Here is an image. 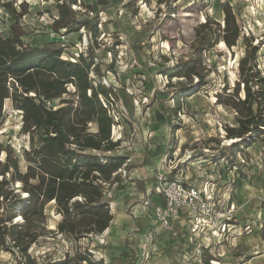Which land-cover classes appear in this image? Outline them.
I'll use <instances>...</instances> for the list:
<instances>
[{
  "label": "rangeland",
  "instance_id": "obj_1",
  "mask_svg": "<svg viewBox=\"0 0 264 264\" xmlns=\"http://www.w3.org/2000/svg\"><path fill=\"white\" fill-rule=\"evenodd\" d=\"M0 1L18 12L22 4L27 9L19 22L26 44L63 47L62 58L72 62L82 53L95 59L102 84L113 88L106 104L118 146L104 155L124 158L103 184L109 228L81 237L79 226L75 234L61 233L63 217L51 203L43 218L32 215L21 230L22 237L37 238L27 252L7 240L0 244V264H264V128L245 135L235 152L228 148L240 141L230 139L229 129L247 132L250 126L241 129L238 117L246 119L257 108L254 102L237 112L233 104L234 97L244 100L243 85L236 93L244 37L260 47L257 65L264 78V0H65L75 1L83 24L60 44L52 42L55 0ZM227 11L241 33L232 48L222 41ZM0 20V31L15 23L3 8ZM207 21L219 38L214 35L212 47L197 54L193 48ZM90 77L97 85L98 78ZM67 92L64 98L77 108L75 88L69 85ZM23 124V112L6 101L0 142L12 148L26 173L24 151L31 141ZM88 127L98 132L96 123ZM161 177L212 188L220 231L213 234L208 220L198 225L183 219L173 231L164 229L154 215L164 202L157 192ZM20 215L14 224L26 225Z\"/></svg>",
  "mask_w": 264,
  "mask_h": 264
},
{
  "label": "trees",
  "instance_id": "obj_2",
  "mask_svg": "<svg viewBox=\"0 0 264 264\" xmlns=\"http://www.w3.org/2000/svg\"><path fill=\"white\" fill-rule=\"evenodd\" d=\"M55 1L58 14L53 16L57 17L52 24L53 31L56 34L65 31V36L79 31L83 23L73 9L75 1ZM1 8L8 11L15 23L5 25L0 31V116L6 101L15 102L17 109L23 112V130L30 136L31 147L24 151L27 171L22 173L12 148L0 142V244L6 246L10 240L22 254L26 253L37 238L28 234L22 237L21 230L30 224L32 215L43 218L51 203L63 217L59 232L75 234L79 226L84 231L77 235L80 237L103 233L112 220L108 205L104 204L103 184L110 181L119 169L118 164L124 162L123 157L104 155L118 146L111 138L115 121L106 104H110L113 88L102 84L100 67L90 54L86 57L82 53L72 62L62 58L63 47L26 44L19 27L20 20L28 13L23 4L21 12L13 3L0 1ZM231 16L227 11L226 28L222 32V41L228 48L234 47L241 37ZM202 29L204 34L193 48L197 54L212 47L214 35L216 42L219 38L211 29L210 21L202 25ZM243 40L247 47L240 60L241 81L236 93L243 85L244 100L234 97L233 108L238 112L241 105L252 106L254 102L257 108L255 114L246 119L238 117L241 129L250 126L247 132L236 135L234 129H229L230 139L240 140L228 147L233 152L241 146L245 135L264 128V78L257 65L260 47L253 45L249 38ZM58 41L52 40L53 43ZM91 73L98 78L95 86ZM69 85L75 88L77 108L72 100L64 98L69 96ZM254 95L259 99L253 101ZM58 100L61 104L56 108L54 103ZM90 123L98 125L97 133L89 131ZM17 184L22 187L17 188ZM19 214L26 225L14 224Z\"/></svg>",
  "mask_w": 264,
  "mask_h": 264
},
{
  "label": "built area",
  "instance_id": "obj_3",
  "mask_svg": "<svg viewBox=\"0 0 264 264\" xmlns=\"http://www.w3.org/2000/svg\"><path fill=\"white\" fill-rule=\"evenodd\" d=\"M54 19L57 17L53 18V22ZM52 37L61 42L65 40V31L60 34L55 33ZM157 192L161 195L164 203L156 206L154 215L156 221L164 229L173 231L175 222L184 215L198 225H204L208 220L214 226L213 234L220 231V226H217L218 222L216 221L220 218V214L215 209L216 200L212 188H199L177 180L168 181L161 177Z\"/></svg>",
  "mask_w": 264,
  "mask_h": 264
},
{
  "label": "crops",
  "instance_id": "obj_4",
  "mask_svg": "<svg viewBox=\"0 0 264 264\" xmlns=\"http://www.w3.org/2000/svg\"><path fill=\"white\" fill-rule=\"evenodd\" d=\"M159 194V193H158ZM164 203V202H163ZM180 219H183V220H187L188 222H192L190 219H188L187 217H182V218H180Z\"/></svg>",
  "mask_w": 264,
  "mask_h": 264
}]
</instances>
